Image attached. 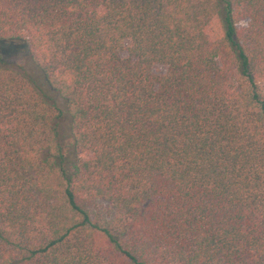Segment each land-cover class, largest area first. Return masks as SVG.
Listing matches in <instances>:
<instances>
[{
    "label": "trees",
    "instance_id": "obj_1",
    "mask_svg": "<svg viewBox=\"0 0 264 264\" xmlns=\"http://www.w3.org/2000/svg\"><path fill=\"white\" fill-rule=\"evenodd\" d=\"M263 80L264 0H0V264H264Z\"/></svg>",
    "mask_w": 264,
    "mask_h": 264
},
{
    "label": "rangeland",
    "instance_id": "obj_2",
    "mask_svg": "<svg viewBox=\"0 0 264 264\" xmlns=\"http://www.w3.org/2000/svg\"><path fill=\"white\" fill-rule=\"evenodd\" d=\"M245 24L246 23H242L241 26H245ZM22 52H23V49L20 48V47H15L14 46V47H10L8 49L5 47V53H6L7 56H9L8 59L12 58L13 60H15L13 58V56L16 55V54H22ZM124 55L126 56L127 53H124ZM165 72H166V68L164 66L157 65V66H155L153 68V73L154 74L161 75V74H164ZM260 87H261V91H262V93L264 95V80L261 82Z\"/></svg>",
    "mask_w": 264,
    "mask_h": 264
}]
</instances>
